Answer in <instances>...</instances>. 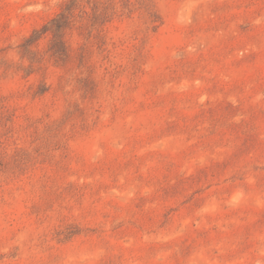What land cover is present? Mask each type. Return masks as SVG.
I'll use <instances>...</instances> for the list:
<instances>
[{
    "label": "rangeland",
    "instance_id": "1",
    "mask_svg": "<svg viewBox=\"0 0 264 264\" xmlns=\"http://www.w3.org/2000/svg\"><path fill=\"white\" fill-rule=\"evenodd\" d=\"M64 1L0 0V264H264V0H79L27 45Z\"/></svg>",
    "mask_w": 264,
    "mask_h": 264
},
{
    "label": "trees",
    "instance_id": "2",
    "mask_svg": "<svg viewBox=\"0 0 264 264\" xmlns=\"http://www.w3.org/2000/svg\"><path fill=\"white\" fill-rule=\"evenodd\" d=\"M79 0H66L63 2L62 10L55 14L53 18H51L47 23H45L41 30H33V33L29 39H27L26 44L30 45L32 42H34L37 38L40 37L43 33L47 31H51L53 33L54 39L57 38L58 34L62 32V30L65 28L64 22L71 20L75 15V8L80 5L78 3ZM53 54H61L60 49L52 48Z\"/></svg>",
    "mask_w": 264,
    "mask_h": 264
}]
</instances>
